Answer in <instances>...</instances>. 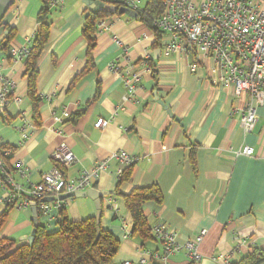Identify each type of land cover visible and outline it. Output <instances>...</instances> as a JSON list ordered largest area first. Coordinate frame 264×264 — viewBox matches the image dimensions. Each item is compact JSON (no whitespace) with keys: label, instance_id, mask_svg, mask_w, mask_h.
<instances>
[{"label":"crops","instance_id":"0c3cea01","mask_svg":"<svg viewBox=\"0 0 264 264\" xmlns=\"http://www.w3.org/2000/svg\"><path fill=\"white\" fill-rule=\"evenodd\" d=\"M146 4L140 0L141 9ZM43 8V0H16L6 15L7 26L0 25L5 37L0 46L2 73L15 83L19 98L0 115V138L13 149L15 160L28 168L29 180L40 181L53 166L51 155L63 143L77 158L65 171L70 180L124 151L135 163L110 161L109 170L91 188L112 194L102 198L100 226L119 242L113 264L137 262L146 251L161 252L162 244L152 233L159 224L176 233L180 244L207 230L198 252L218 264L264 255V103L257 109L255 129L246 134L231 113L246 108L251 96L237 98L232 87H221L212 58L194 50L165 55L170 35L159 31L158 39L140 17L110 15L103 18L105 26L98 20L89 57L83 30L92 11L83 0H63L49 7L47 41L30 80L27 59L17 60L10 51L33 47ZM10 35L7 52L2 47ZM147 56L155 74L151 66L140 63ZM112 64L139 73L133 100L123 103L125 76L112 71ZM120 106L123 110L118 112ZM64 112L69 117H63ZM99 119L109 123L96 129ZM245 148H252L253 156L238 154ZM150 187L159 189L162 201L143 205L152 237L144 239L133 232L132 217L119 194ZM64 212L69 221L81 222L96 217L98 210L91 198L75 197L66 200ZM3 216L0 240L28 244L26 238L35 229L31 209L6 212L0 205ZM60 220L56 211L51 221L39 216L47 232H55ZM191 263L195 262L180 253L168 264ZM147 264L162 263L148 257Z\"/></svg>","mask_w":264,"mask_h":264},{"label":"built area","instance_id":"2783aa9c","mask_svg":"<svg viewBox=\"0 0 264 264\" xmlns=\"http://www.w3.org/2000/svg\"><path fill=\"white\" fill-rule=\"evenodd\" d=\"M119 1L124 7L142 11L140 0ZM62 3L63 0H50L49 6ZM105 25V19L100 20V26ZM154 26L170 35L163 47L165 55L194 50L205 58H212L221 87H232L237 98L243 94L251 96L247 107L233 110L231 116L239 118L246 134L253 132L257 123V109L264 103V0L260 3L253 0H166L165 10L154 21ZM4 38L0 28V46ZM116 43L121 44L117 40ZM29 53L30 48L10 51V55L17 60L26 59ZM149 60L150 56H147L140 63L149 68ZM110 69L125 76L123 103L133 100L141 80L139 73L121 71L116 64L110 65ZM14 89L15 83L2 73L0 64V115L12 102H19ZM122 110L120 106L117 111ZM63 117H69V114L64 112ZM108 123L109 120L99 119L94 126L100 129ZM238 154L251 157L253 149L245 148ZM51 159L53 166L50 170L41 175L39 182L32 183L28 168L15 160L13 149L0 138V205L6 210L17 211L28 210L35 205L38 215L51 221L54 211L60 215L64 210L66 200L60 198L91 189L100 174L109 170L110 161L128 166L136 161L126 152L119 151L70 180L65 171L77 160L72 150L63 143L56 148ZM46 198H53V201L43 202ZM152 233L162 244V251H146V257L139 261H126L123 264H147L148 257L168 264L171 256L180 253H184L192 262L202 261L198 247L206 237L207 230H201L195 240H187L183 244L178 243L177 234L170 232L163 224L153 227Z\"/></svg>","mask_w":264,"mask_h":264},{"label":"trees","instance_id":"16d2710c","mask_svg":"<svg viewBox=\"0 0 264 264\" xmlns=\"http://www.w3.org/2000/svg\"><path fill=\"white\" fill-rule=\"evenodd\" d=\"M147 4L142 11H137L140 21L154 31L157 38H160L159 30L154 26V21L159 18L165 10L166 0H146ZM49 2L38 16L40 29L34 39L33 47L30 48L27 59L30 80L35 76V59L44 48L48 37V26L45 23ZM112 4L123 6L118 1ZM109 14L90 13L86 18L83 34L89 42V57L96 45L93 34L96 30V22ZM11 35L7 37L3 45L5 51H9ZM91 60V58H90ZM91 62V61H90ZM150 64V63H149ZM155 74L154 66L150 65ZM36 112L33 113L35 125ZM131 167L129 168V170ZM129 170L124 179L129 175ZM130 213L134 229L133 232L141 235L144 239H150L151 228L143 213V205L148 202L160 203L162 195L158 188H137L129 194H119ZM11 210H6L10 212ZM61 220L58 222V229L55 232H47L45 226L38 225L32 244H22L9 239L0 240V264H113L119 250V242L108 232L103 231L98 225L96 218H90L81 222H71L65 215L64 210L60 212ZM5 216L0 217V229L4 223ZM264 255L257 253L245 257L236 264H262ZM194 264V263H191Z\"/></svg>","mask_w":264,"mask_h":264},{"label":"water","instance_id":"95a60500","mask_svg":"<svg viewBox=\"0 0 264 264\" xmlns=\"http://www.w3.org/2000/svg\"><path fill=\"white\" fill-rule=\"evenodd\" d=\"M16 0H0V25L2 26H7V19L6 15L9 12V10L14 6ZM45 4L48 3L49 0H43ZM84 3L90 7L92 13H103V14H109V15H126L130 18L134 19H139V15L137 11L131 10L127 7L124 6H118L116 4L112 3H106L102 2L99 0H83ZM161 51L158 50L155 52L156 58L160 55ZM112 195L111 192H99L95 189H89L88 191L85 192H79L74 195H68V196H62L60 199L61 200H69L71 198H91L96 202L97 206V215H96V220L98 225H100L101 222V216H102V198ZM53 198H46L43 200V202H52ZM32 214H33V223H34V231L32 235L28 238L29 244H32L34 241V235L36 232V227L39 225V215L36 206L34 205L31 208ZM25 239V240H26ZM197 264V263H194ZM199 264H218L212 259H203ZM264 264V263H262Z\"/></svg>","mask_w":264,"mask_h":264}]
</instances>
